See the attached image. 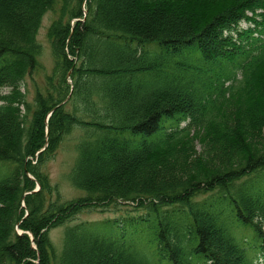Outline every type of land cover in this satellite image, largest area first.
<instances>
[{
  "label": "trees",
  "instance_id": "trees-1",
  "mask_svg": "<svg viewBox=\"0 0 264 264\" xmlns=\"http://www.w3.org/2000/svg\"><path fill=\"white\" fill-rule=\"evenodd\" d=\"M57 4L0 0V264H264V0ZM76 130L65 200L45 167Z\"/></svg>",
  "mask_w": 264,
  "mask_h": 264
},
{
  "label": "rangeland",
  "instance_id": "rangeland-1",
  "mask_svg": "<svg viewBox=\"0 0 264 264\" xmlns=\"http://www.w3.org/2000/svg\"><path fill=\"white\" fill-rule=\"evenodd\" d=\"M61 1L62 0H58L57 7H60ZM54 19H55L54 13L49 12L44 16L42 20V24L37 35V40L43 48L40 57V68L37 70V72H35V74H33L32 77L31 76L27 77L21 87V91L25 93L26 100L29 103H33L37 90L44 89L45 76L51 72V69L53 67L52 51L47 33H48V28L50 27ZM249 26H250L249 24H245V23L241 25L243 29H246ZM3 92L4 94H7L9 92V88L3 89ZM182 126H184V124H182ZM79 137H80L79 130H76L74 133L68 136L63 142L56 156L53 158V160L48 162L45 167V171L48 173L51 186L58 187L62 198L65 200L76 199L84 195L82 192L75 189L71 185L68 179L70 171L76 161V157H77L76 145L79 141ZM197 148L198 150H200L199 146ZM6 168H7L6 166L0 164V176L3 174ZM38 187L39 185L36 186V189ZM23 207H25L24 203H23ZM138 215L139 214H136L135 212L127 211L125 206L119 208V210L112 207L110 212L101 213L99 211H95L91 213H83L79 215L78 219L73 223H71L70 225H74L80 222H84V223L87 222L91 224L95 223V225L101 226L105 220H111V221L125 220L128 218H136L138 217ZM65 229L66 226H63L53 229L49 233L50 240L55 250H57V253H59L60 250L62 249L63 235ZM145 231L146 229H144V226L138 224L137 226L130 227L128 235L129 237H133L134 239L139 238L144 243H146L148 234L145 233ZM247 238L249 244H252V242L254 241L253 234L250 233ZM260 260L261 259H259V261ZM262 261L263 260H261L259 264H263ZM166 264H168V262H166Z\"/></svg>",
  "mask_w": 264,
  "mask_h": 264
},
{
  "label": "water",
  "instance_id": "water-1",
  "mask_svg": "<svg viewBox=\"0 0 264 264\" xmlns=\"http://www.w3.org/2000/svg\"><path fill=\"white\" fill-rule=\"evenodd\" d=\"M63 104H64V103H63ZM63 104H62V105H63ZM39 190H40V187H38V188L35 190V192H37V191H39Z\"/></svg>",
  "mask_w": 264,
  "mask_h": 264
}]
</instances>
